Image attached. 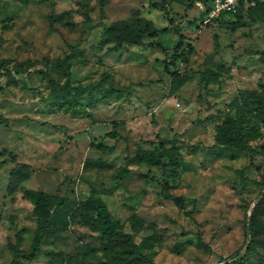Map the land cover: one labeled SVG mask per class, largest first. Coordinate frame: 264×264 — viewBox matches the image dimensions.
I'll use <instances>...</instances> for the list:
<instances>
[{
  "label": "rangeland",
  "instance_id": "374dc122",
  "mask_svg": "<svg viewBox=\"0 0 264 264\" xmlns=\"http://www.w3.org/2000/svg\"><path fill=\"white\" fill-rule=\"evenodd\" d=\"M252 1L209 17L197 0H106L103 16L97 0H0V58L8 59L0 68V264H10L18 230L20 252L32 245L37 220L25 188L65 204L24 264H123L125 238H99L90 195L121 233L147 238L140 250L154 264H229L246 249L256 204L264 220V189L251 181L264 174V115L244 103L264 96V0ZM136 9L158 33L113 47L108 26ZM171 57V68L185 71L180 84L164 69ZM231 123L255 148L252 158L218 143ZM137 149L178 161L128 160ZM255 248L251 263L232 264H264L263 242Z\"/></svg>",
  "mask_w": 264,
  "mask_h": 264
},
{
  "label": "trees",
  "instance_id": "16d2710c",
  "mask_svg": "<svg viewBox=\"0 0 264 264\" xmlns=\"http://www.w3.org/2000/svg\"><path fill=\"white\" fill-rule=\"evenodd\" d=\"M97 1L99 3V14L100 16H103L106 0ZM149 6L165 10V5L162 2L151 1L149 3ZM249 6L246 8H240L236 14L240 13V11H242L243 9L249 8ZM204 12L206 14L208 13L205 10ZM49 18L51 21L54 20L53 4L51 5V13L49 15ZM108 31L111 32V38L114 41L113 47L115 48H120L125 44L140 43L144 36L154 37L158 33V29L153 25L152 21L140 15L139 9H136L134 11V14L130 18L111 22L108 26ZM182 46L183 42L180 38L175 44V49H179ZM261 58L264 61V51L261 55ZM173 60V57H171V59H165L164 69L167 73L171 75L172 81L174 83L177 81L176 83L180 84L182 82V80L180 79L183 75L185 76V71L183 73H179L177 70L172 69L171 65L173 64ZM7 64L8 59L0 58V68L6 66ZM7 75H10L9 72H7ZM71 88L76 90V92L86 90L80 86H72ZM91 88L88 87V93L91 92ZM111 90L113 89L109 88L105 90V92H111ZM252 94L253 96L250 100L246 99L244 101L246 107L248 108V111L257 110L264 115V96H261L257 92H254ZM235 127L232 123L222 127L220 131V136L218 137V143L226 147L236 149L237 151H247L249 152L250 157L252 158L253 154L255 153V148L248 144L246 140L242 139V134L240 133L241 130ZM252 130L253 128H249L248 132H250L251 137H255L256 133ZM164 156H168V158L173 160V162L178 161V157L173 156L170 151L155 152L151 149H137L134 155L132 157H127V159L130 161H147L150 163H162L164 165V162H162V158ZM246 168L247 167H244L242 169L241 174H243ZM23 173L19 178H28V174L25 171H23ZM241 178L243 180L249 179L245 176H241ZM251 181L256 183L260 188L264 189V174L261 181H256L254 179ZM24 195L28 197L33 203L32 214L37 220V227L33 236L32 245L26 253L20 252L19 244L22 240V229L18 230V232L16 233V242L12 246L13 256L10 260V264H24V260H28L34 255V253L39 248L41 237L44 235V233L50 226V223L54 217V212L60 209L65 204L64 197L48 193L41 189L25 188ZM88 202L91 208L96 211V215L102 220V228L100 229L99 238H109L113 234H121L123 238H125L124 242L127 243L131 255L123 259V264H141L144 262L154 264L151 257L140 250V244L147 242V238H144L139 243H136L129 233L120 232L118 222L111 216V214L107 211L105 205L101 201L93 197V195H90L88 198ZM261 203L264 205V199ZM257 205L258 204H256L252 209L249 224H245V228H248L250 233V240L246 246V249L243 252H241V250H238L232 253V255L230 256L232 260H230L231 262H229V264H232L234 262H241L242 260H246L248 261V263H251V255L256 254L255 246L257 242L261 241L264 244V238L260 237L262 234H264V220L258 221V215L255 213ZM244 235H247V232H245ZM200 244L207 246L201 239Z\"/></svg>",
  "mask_w": 264,
  "mask_h": 264
},
{
  "label": "built area",
  "instance_id": "2783aa9c",
  "mask_svg": "<svg viewBox=\"0 0 264 264\" xmlns=\"http://www.w3.org/2000/svg\"><path fill=\"white\" fill-rule=\"evenodd\" d=\"M197 1L205 8L209 17L218 16L222 13L234 15L240 8H246L253 3L252 0H206L209 2L207 5L200 0Z\"/></svg>",
  "mask_w": 264,
  "mask_h": 264
}]
</instances>
